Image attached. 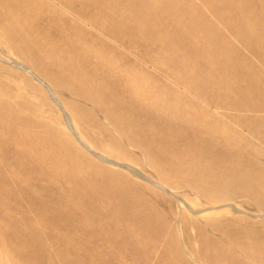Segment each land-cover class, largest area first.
I'll use <instances>...</instances> for the list:
<instances>
[{
  "label": "rangeland",
  "instance_id": "obj_1",
  "mask_svg": "<svg viewBox=\"0 0 264 264\" xmlns=\"http://www.w3.org/2000/svg\"><path fill=\"white\" fill-rule=\"evenodd\" d=\"M228 1L0 0V100L17 101L19 116H29L39 141L36 170L53 148L68 155L59 171L41 168L38 185L53 176L59 194L76 192L92 201L134 183L135 200L146 204L147 215L164 220L165 236L148 264H251L261 258L264 264V130L241 123L236 114L254 98L238 102L235 94L225 96L248 82L226 80L238 76L241 67L219 64L211 48L201 45V32L212 30L217 50L227 36L236 52L250 55L232 31L239 19ZM263 2L244 0L243 6L253 13ZM165 6L176 9L175 14ZM135 7L144 15V26L131 20ZM173 18L181 23L185 43L167 34L171 24L165 21ZM184 51L189 55L183 60L179 55ZM20 127L22 132L23 123ZM250 133L254 141L239 138ZM144 143L150 145L146 153ZM236 152L255 158L249 184L230 178L229 169L245 166V158H225ZM205 153L221 172L216 184L195 169ZM151 157L163 162L167 173L157 170ZM175 163L185 166L176 175L171 173ZM254 189L260 190L258 199ZM116 204L105 205L102 212L107 215ZM30 215L32 230L43 235L47 246L50 216ZM91 225L95 239L106 244L103 224ZM142 225L141 218L131 227ZM165 244L171 254L161 253ZM176 245L179 252L174 253ZM30 252L37 261L44 259ZM214 252L232 253L239 263Z\"/></svg>",
  "mask_w": 264,
  "mask_h": 264
},
{
  "label": "bare ground",
  "instance_id": "obj_2",
  "mask_svg": "<svg viewBox=\"0 0 264 264\" xmlns=\"http://www.w3.org/2000/svg\"><path fill=\"white\" fill-rule=\"evenodd\" d=\"M228 3L233 4L239 19L236 25L232 26L234 27L232 31L240 39L241 48L246 49L251 56L247 53L236 52V48L227 36H223L222 48L217 50L214 45L216 33L212 30L201 32V45L208 49H213V51L209 49L208 52H210L211 58L216 61L220 60L219 64L225 67H241L238 76L227 78L226 80L236 84H239L240 80H247L248 82L245 85L235 87L234 92L227 91L225 96L235 94L238 102H241L243 98H254L255 102L253 104L241 105L236 114L241 123L248 125L256 123L257 129L264 130V2L259 10L253 9L255 10L252 11L253 13L244 8V0H229ZM164 9L169 10L173 14L176 11V9L171 11L167 6ZM134 11L135 13H133ZM134 11L132 12L133 14L131 13V20L144 26L143 13L139 14L137 8ZM165 23L169 26L171 24L167 34L173 40L186 42V36H179L181 23L176 18L171 21L167 20ZM204 24L207 25V28L211 26L210 22H204ZM227 27L229 28L230 26ZM186 54L188 52L184 51L179 56H182L181 59L184 60ZM256 61H258V64H255L256 66L254 67L253 64ZM245 67H250L255 73H248ZM102 84L105 85L104 83ZM18 108L19 104L17 101L0 100V205L3 209L0 211V264H54V260L58 256L62 259L61 261L59 260L61 264H116L117 261L121 260H124L127 264H145L146 262L148 264L150 253L158 250V243L165 236L160 228L164 220L162 217L154 219L147 215L145 209L148 207L144 206L146 204L135 200L134 183L129 182L122 189L113 191L110 194H103L101 200H98L100 198H93V196L92 201L88 199L90 202L81 196L80 193L74 192L67 195V197L59 194L52 187L53 176H48L47 182L39 186L38 182L43 178L44 174V170L42 171L41 168L50 166L51 172L59 171L61 161L66 163L69 161L68 155L67 152L62 153V151H59L60 148L59 150L53 148L50 151L47 163L36 170L34 158L39 152L37 146L39 141L33 138L29 116L24 114L23 117H20ZM21 123L24 126L22 132ZM239 138H251L250 141L255 139L251 133L244 136L240 134ZM149 148V143L143 144L145 153L148 152ZM208 154H204V161L195 169L200 171L203 176L205 175L206 182L216 184L222 179L221 172L218 167L214 166V162H210ZM225 158L231 161L245 158V166L241 170L229 169L228 172L230 178L249 184V177L255 164L254 156L242 157L236 152L235 154L225 155ZM151 161L157 164V170L167 173L163 162L156 160L154 157H151ZM175 164L171 173L176 175L185 166H183L184 164L182 167L179 164L177 165V163ZM75 170V166L72 165L71 171L74 172ZM21 171L23 173L22 176L19 175ZM261 188L264 190V180ZM253 192L257 198L260 190L254 189ZM9 196L11 197L10 200H12L10 206V202H8ZM113 201L117 204L109 207L107 215H105L102 212L103 207ZM10 208L14 210L11 211L9 210ZM31 212H36L40 216L48 214L51 218L53 227L47 231V236L50 239L47 246L43 242V235L32 230L34 218L30 215ZM18 215H21V217ZM141 218L144 220V225L131 227ZM93 222H101L103 224L101 230L105 235L106 244L103 245V240L95 239V231L91 225ZM127 225L130 226L128 230ZM56 227H63L65 232H59ZM173 237L172 235L171 238ZM152 238L158 240L155 245L151 243ZM58 241L61 242L60 246L55 245ZM208 247V245H205L203 250H207ZM30 250L41 253L44 259L37 261L30 254ZM175 251L179 252L177 245L173 252L175 253ZM202 252L205 253L206 251ZM11 253L13 256H8ZM161 253L165 255L171 254L166 244L162 246ZM217 254L226 259L228 258L231 262H238L239 260V257L232 253L229 255H223V252ZM250 263L263 264L262 258Z\"/></svg>",
  "mask_w": 264,
  "mask_h": 264
}]
</instances>
